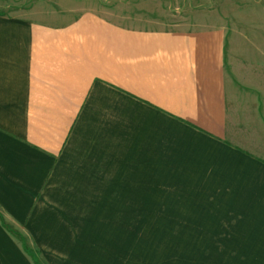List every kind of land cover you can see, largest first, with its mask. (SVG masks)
I'll return each instance as SVG.
<instances>
[{
  "label": "crops",
  "instance_id": "obj_1",
  "mask_svg": "<svg viewBox=\"0 0 264 264\" xmlns=\"http://www.w3.org/2000/svg\"><path fill=\"white\" fill-rule=\"evenodd\" d=\"M133 220L157 264H264V21L0 12V264H126Z\"/></svg>",
  "mask_w": 264,
  "mask_h": 264
},
{
  "label": "rangeland",
  "instance_id": "obj_2",
  "mask_svg": "<svg viewBox=\"0 0 264 264\" xmlns=\"http://www.w3.org/2000/svg\"><path fill=\"white\" fill-rule=\"evenodd\" d=\"M87 9L116 22L147 29H191L264 21V0H0L3 14L55 24L67 22ZM77 207L82 211L89 209V206ZM116 223L123 226L115 230L121 234L115 245L129 246L126 264H157V241L151 247L146 246L153 238L157 239V234H152L157 232V220H133L128 226L123 221L106 222L111 230ZM128 232L127 245L124 235Z\"/></svg>",
  "mask_w": 264,
  "mask_h": 264
}]
</instances>
